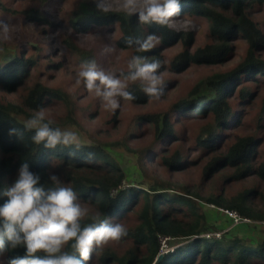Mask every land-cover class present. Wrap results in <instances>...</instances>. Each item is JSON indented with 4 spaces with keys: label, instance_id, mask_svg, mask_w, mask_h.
<instances>
[{
    "label": "trees",
    "instance_id": "trees-1",
    "mask_svg": "<svg viewBox=\"0 0 264 264\" xmlns=\"http://www.w3.org/2000/svg\"><path fill=\"white\" fill-rule=\"evenodd\" d=\"M47 1L34 0L40 6ZM4 3L6 0H0V12L5 15ZM75 6L65 18V29L72 35H63L59 45L63 54L71 56L80 66L94 62L100 70L94 50L80 46L75 38L95 30L119 28L121 36L116 45L123 49H136L137 38L144 39L149 33H155L160 37L159 45L151 51L133 54L147 56L150 60H161V45H170L179 39L188 44L193 39L190 32L176 31L173 27L141 25L136 16L123 11L102 13L95 0H80ZM263 10L264 0H181L180 15L174 19L185 16L206 20L210 25L211 43L193 54L181 53L171 61L173 68L182 71L190 62L222 65L231 52L229 43L240 35L248 42L245 58L232 70L199 81L170 109L133 114L119 139L104 141L88 133L76 99L64 88L36 82L22 91L32 69L40 67L42 57H46L43 41L32 45L35 52L31 55L26 51L18 53V49L0 54V91L22 93L18 103L0 99V193L17 178L21 164L28 163L30 169L39 174L45 188L54 186L51 175L73 188L77 202L88 212L81 220L82 227L105 220L122 224L128 235L93 252L87 264H264V226L257 242H247L234 232L218 238L212 233L215 222L210 225L209 214L204 209V205H208L216 211H234L250 222L264 223V96L254 117V131L240 132L244 118L249 116L242 106H252L264 89V32L255 18ZM10 12L23 13L32 24L46 25L40 35L57 26L43 17L38 7ZM129 37L133 39L131 47L126 42ZM133 70L129 69L126 75ZM125 91L135 97L130 100L134 104H145L151 99L143 92L141 81L127 86ZM58 102L64 105L65 111L47 119L45 113ZM40 112L44 115L43 124L61 131L79 129L92 143L79 140L78 145L58 144L54 149L45 148L43 143L35 144L32 140L35 129H26L24 121ZM177 115L181 116L178 120ZM193 116L195 119L188 121ZM117 119L114 114L113 120L117 122ZM185 122L200 123L198 134L182 132L178 124ZM12 128L16 132L9 135ZM225 129L235 132L226 137ZM147 132L149 140L137 145ZM112 148L122 149L134 159L142 177L138 184L122 188L123 183L133 177L111 153ZM192 151H200V154L189 158ZM151 157L169 174L185 172L192 165L198 167L199 173L195 180H165L155 174ZM200 183L209 184L207 195L199 190ZM6 200L7 197L0 194V205ZM211 214L214 218L215 213ZM223 221L219 228L232 220L226 215ZM209 232L212 235L206 238ZM160 236L175 239L169 245L179 246L157 261ZM72 243L62 251L73 253ZM22 254V248L9 250L0 259L7 264L10 256Z\"/></svg>",
    "mask_w": 264,
    "mask_h": 264
},
{
    "label": "rangeland",
    "instance_id": "rangeland-1",
    "mask_svg": "<svg viewBox=\"0 0 264 264\" xmlns=\"http://www.w3.org/2000/svg\"><path fill=\"white\" fill-rule=\"evenodd\" d=\"M77 1L80 0H48L45 4L40 6V3H35L34 0H6L4 7L6 8L7 13L4 15L0 12V20L9 24L11 39L4 40L2 30H0V54L4 52H11L12 50L17 51L18 49V53L26 51L25 53L31 55L35 52V50L32 49V45L43 41L46 57L43 55L44 57H42V65L40 67L32 69L31 76L25 81L22 91H24V88L32 86L36 82L64 88L73 96L74 99H76L83 123L88 128V133L96 135V139L107 141L112 138H121L127 121H129L130 117L135 113L165 111L170 109L174 103L186 96L191 88L199 81L215 73L232 70L238 63L243 61L248 49V42L246 38L240 35L235 39V41L229 43L231 46V52L222 65L209 66L190 62L182 71L176 70L171 65V61L174 58L178 57L183 52L193 54L198 48L210 44L211 40L209 36L210 25L206 20H192L185 16L174 19L178 21V23L172 26L174 30L190 32L193 39L188 44L179 39L178 41L175 40L170 45L160 46L161 61H166L161 71L163 73L162 79L164 82V95L160 99L151 98L145 104H134L125 99H121L118 96L116 99L119 101L121 107L114 111L109 110L104 107V101L101 97L96 95L95 90L92 92H86V90H84L82 80L78 76L81 66L71 56L66 53L63 54V49L59 45V39L63 35H72L71 32H67L65 29V18L72 12L73 9H75ZM95 2H97V0H95ZM115 2L119 3L121 0H115ZM32 7H38L41 15L49 19L51 22L56 23L57 26L55 28H49L48 31L45 30L42 35H40V31L46 28V25L36 24L37 22L32 24V22L28 21L27 18L22 15L23 13L12 14L10 12L28 11L31 10ZM113 10L117 9L114 8ZM255 18L258 21V26L264 32V10L260 14L256 15ZM120 36V29L114 28L111 31L95 30L87 36L80 38L75 36V38L80 46L94 50L98 57L99 68L101 71H104L106 74L119 76V78H121L127 86H130L134 83L140 82L139 80L136 82L125 80V77H127L126 72L129 70V62L131 61L133 54L136 52V49H123L118 47L116 44L120 40ZM157 45H159V43ZM262 55L264 57V52H262ZM56 63H59V65H56ZM77 80L80 82L77 83ZM258 94V99L252 106H242L244 113L249 116H246L243 120L240 131L241 133H251L255 129L254 117L259 112V102L260 98L264 96V89H261ZM21 95V91L15 94H6L0 91V99L2 101L5 100L18 103L21 100ZM53 105L54 106L50 107L48 112L45 113L47 119L51 118L49 116L58 117L65 111V107L61 102ZM91 114L93 115L90 116ZM114 114L117 115V122L113 120ZM194 114H196V112ZM176 117L178 120L181 116L177 115ZM192 119H195L194 116L189 118L188 121ZM179 125L181 126L180 128L182 129V132H185L187 135H194L195 133L198 134L199 127L201 126L200 123L195 122H185L183 124L179 123L178 126ZM116 127L117 129L115 130ZM237 129L238 128H236V130ZM68 130L78 133V137L81 142L92 143L87 134L79 129L73 128ZM145 131H147V128ZM149 132L151 133L152 130L149 129ZM234 132V129L231 131L225 129L226 137L232 135ZM148 140L149 135L147 132L145 136L136 142V144H145ZM113 149L114 148L110 149L111 153L118 157L121 166H125L130 177H133L132 180L130 178L125 181L123 186L126 188L130 185L138 184L142 180V177H140V174L138 173L134 159L130 156V154L125 153L122 149H120V151ZM198 154H200V151L195 153L192 151L189 158L195 157ZM258 156L259 152L256 154V157ZM153 159L154 158L151 157L149 160H151V166L154 169L155 174L165 180H195L196 174L199 173L198 167L192 165L187 168L185 172L180 171L178 173L169 174L162 165H156ZM199 190L203 195H207L209 184L200 183ZM204 209L209 214L210 225H212L213 221L215 222V225L213 226V234H221L223 236L228 232H234L250 243L257 242L262 237L264 223L249 222L241 223L242 225H234L231 221V223L226 224L223 228H219V226L224 222L223 219L226 218V214L219 209L218 210L220 212L216 211L215 209L208 207V205H204ZM212 212L215 213L214 218L211 214ZM208 234H210V232ZM174 240L175 239H170L169 242ZM176 246L178 247L179 244ZM176 246H169V251H174L177 248Z\"/></svg>",
    "mask_w": 264,
    "mask_h": 264
},
{
    "label": "clouds",
    "instance_id": "clouds-1",
    "mask_svg": "<svg viewBox=\"0 0 264 264\" xmlns=\"http://www.w3.org/2000/svg\"><path fill=\"white\" fill-rule=\"evenodd\" d=\"M96 6L105 14L115 8L136 16L141 25L168 27L178 23L174 18L181 12V0H121L119 3L97 0ZM0 30L4 40L11 39L7 22L0 20ZM126 42L129 47L133 46L131 37ZM159 42V36L149 33L146 38L135 40L136 51H151ZM165 63L160 59L150 60L147 56L134 55L128 65L134 70L125 80L141 81L142 90L149 98L160 99L164 95L163 73L160 70ZM78 76L84 80L89 92L95 90L96 95L102 98L106 109L114 111L121 107L116 99L118 96L127 101L135 99L125 91L127 84L119 76L98 70L94 62L82 64ZM43 119V112H40L24 121L26 129H35L32 137L35 144L43 143L48 149H54L58 144H79L76 132L50 128L42 123ZM15 132L12 128L9 135ZM50 179L54 186L45 188L39 174L33 172L28 163H22L17 178L0 193L7 197L0 205V257L6 251L23 249L22 255L10 256L7 264H87L93 252L128 235L122 224H112L107 220L82 227L81 220L87 216V208L77 202L78 197L72 187L63 185L56 175H51ZM70 242H74L71 244L74 252L62 251ZM0 264H3L2 259Z\"/></svg>",
    "mask_w": 264,
    "mask_h": 264
},
{
    "label": "built area",
    "instance_id": "built-area-1",
    "mask_svg": "<svg viewBox=\"0 0 264 264\" xmlns=\"http://www.w3.org/2000/svg\"><path fill=\"white\" fill-rule=\"evenodd\" d=\"M122 188H125L123 185H122ZM120 188H118L117 190L114 191V194L117 193V191L119 190ZM223 211L231 220L232 222L234 223V225H238V224H241V223H249L250 220L248 219H245V218H242L237 212H234V211H229V210H221ZM212 234H207L205 235L206 237H211ZM216 237H220L221 234H215ZM171 238L169 237H164V236H160L159 237V241H160V244H161V248H160V254L159 256H163L166 252L168 253L169 252V241H170ZM166 248V250H165Z\"/></svg>",
    "mask_w": 264,
    "mask_h": 264
},
{
    "label": "water",
    "instance_id": "water-1",
    "mask_svg": "<svg viewBox=\"0 0 264 264\" xmlns=\"http://www.w3.org/2000/svg\"><path fill=\"white\" fill-rule=\"evenodd\" d=\"M162 257H163V256L160 255V256L157 258V261H160V260L162 259Z\"/></svg>",
    "mask_w": 264,
    "mask_h": 264
}]
</instances>
